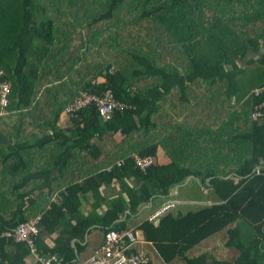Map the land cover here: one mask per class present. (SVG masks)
<instances>
[{
    "label": "trees",
    "instance_id": "1",
    "mask_svg": "<svg viewBox=\"0 0 264 264\" xmlns=\"http://www.w3.org/2000/svg\"><path fill=\"white\" fill-rule=\"evenodd\" d=\"M102 20L111 22L108 34L103 29L88 30L87 38L74 44L77 22L85 21L89 28ZM144 21L151 22L148 33L142 30L148 40L135 30ZM123 29L129 35L121 40ZM93 42L105 47L97 51L98 60L88 61ZM262 47L264 0H0V81L10 87L6 107L15 100L17 109L31 104L36 109L38 93L53 92L47 106L56 119L79 97L78 92L100 95L108 89L123 104L106 120L95 104H88L77 116H69L68 129L57 130L65 149L97 154L91 139L117 134L114 150L120 162L68 186L62 202L51 203L41 214L39 235L50 230L56 212L76 208V192H86L91 185L95 191L102 182L115 179L124 187L126 196L120 193L112 198L99 219L104 233L110 228L126 229L119 220L126 210L134 213L153 196H167L176 186L178 191L191 177L202 191L214 195L213 202L184 212L168 210L157 223L145 220L140 225L162 260L264 264V117H250L253 104L264 98L252 93V88L264 84V75L256 76V83L249 78L246 86L239 82L245 67L264 64ZM43 84L48 86L41 91ZM165 100H171L167 121L157 115ZM239 115L246 128L235 120ZM54 122H49L52 129H56ZM162 123L172 127L167 130ZM158 148L166 161H159ZM133 152L153 162L142 170ZM128 179L133 180L131 186L125 182ZM22 207L18 204L9 218L0 216V263L11 261L10 246L21 264L30 252L26 243L2 234L27 220ZM93 221L91 215L78 216L69 236L64 241L60 237L49 250L40 249L38 235L37 253L61 254L72 264L76 251L69 239L81 240ZM223 229L225 246L236 252L232 259L218 258L210 251L186 254Z\"/></svg>",
    "mask_w": 264,
    "mask_h": 264
},
{
    "label": "crops",
    "instance_id": "2",
    "mask_svg": "<svg viewBox=\"0 0 264 264\" xmlns=\"http://www.w3.org/2000/svg\"><path fill=\"white\" fill-rule=\"evenodd\" d=\"M47 86L43 84L39 89L42 91ZM38 94L40 97L36 101L38 106L36 109L32 108V104L29 107L17 109L14 106L15 100H12L10 105L4 109L0 106V216L4 218H9L18 204L23 206L27 220L41 216L43 211L50 209L51 203L60 204L62 202L63 196L67 195L68 186L81 183L89 176L88 174L94 175L98 168L105 166L108 169L112 164L115 162L118 164L120 161L119 154L114 150V139H118L117 134L91 139L90 142L97 146L98 154L95 150L87 152L79 148L65 149L63 136L58 134L57 130L68 129L71 119L61 118L63 113L54 119V115L47 106L48 96L54 95L53 92H48L46 95L42 92ZM165 101L163 111L158 112L157 115L167 121L170 118L168 114L170 100ZM53 119L56 129L50 128L49 122L54 121ZM162 125L167 127V130L172 127L171 124L167 126L162 123ZM65 132L69 131L65 130ZM164 135L160 134L161 137ZM158 159L161 162L168 159L160 148H158ZM125 182L130 186L133 184L132 179ZM177 187H174L167 196H153L134 213L126 210V213L119 219L125 222L126 229L135 232L137 241L130 251L142 255L145 258L144 263H171L163 261L153 242L144 238L140 225L145 220L153 224L157 223L165 212L156 219H149V216L168 202L175 204L172 209H169L174 213L181 212L176 209L180 205L189 204L190 199L176 200L173 198L174 193L179 192ZM123 189L119 180L112 179L108 183L102 182L95 191L94 186L91 185L86 192H76L75 196L79 201L76 208L75 205L69 210L62 208V214L56 212L51 216L50 230L40 232V249L49 250L55 247L60 237L64 241L69 236L71 224L78 216L91 215L95 221L91 223L84 237L81 240L74 236L69 239L70 246L76 251L72 264L86 260L102 242L103 231L98 224L100 217L112 198L120 193L126 196ZM207 198L205 200L197 195L193 204H204ZM76 243L79 244L78 250L75 248ZM13 250L12 246L7 249L12 256L11 261L2 260L0 264H21L19 259H15ZM204 251H210L218 258L224 259H232L236 255V252L225 246L224 237L220 242H205L202 248L194 249L189 256H196ZM22 262L23 264H40L31 252L22 259Z\"/></svg>",
    "mask_w": 264,
    "mask_h": 264
},
{
    "label": "built area",
    "instance_id": "3",
    "mask_svg": "<svg viewBox=\"0 0 264 264\" xmlns=\"http://www.w3.org/2000/svg\"><path fill=\"white\" fill-rule=\"evenodd\" d=\"M1 73V70H0ZM10 93L9 84L0 81V106L4 108L8 104ZM78 98H75L66 107V111L75 113L88 104H95L96 108L103 119H109L115 109L123 107V104L116 100L111 91L105 90L103 93L94 94L86 91H80ZM252 93L257 96L264 94V84L252 88ZM251 118L264 117V98L254 103L250 113ZM135 164L142 170L149 166L153 159L149 156H140L133 154ZM120 161H118L119 163ZM175 204L168 202L160 209L153 212L149 219H156L167 210L173 208ZM39 217L32 220H26L18 223L12 230L3 232V235L10 236L16 242H24L29 247L30 252L35 256L40 264H68L63 255L50 253L40 255L36 251L35 240L39 235ZM137 241L136 234L131 229H107L103 233L102 242L97 246L90 257L78 264H139L144 263L145 258L130 248Z\"/></svg>",
    "mask_w": 264,
    "mask_h": 264
},
{
    "label": "rangeland",
    "instance_id": "4",
    "mask_svg": "<svg viewBox=\"0 0 264 264\" xmlns=\"http://www.w3.org/2000/svg\"><path fill=\"white\" fill-rule=\"evenodd\" d=\"M90 7H92V6H90ZM78 21H79V18H78ZM107 21L108 20L99 21L98 23L92 25V27H89V28H86L85 21H82V23H78L77 22V27L78 28L75 29V32H74V35H73V42H74V44L80 45L81 37H85V39H86L87 38V32H90V31H97L99 29H103L105 31V33L108 34L110 32V30L107 31L106 28H108V26L110 25L111 22L110 21L107 22ZM148 23H151V22H148ZM148 23H147V21H144L143 24L142 25H139L140 27L139 26L136 27L135 30H137L138 32H142V30H145L148 33L149 29L151 28V27L148 28V25H149ZM111 26H112V30H113L114 29L113 28L114 25L111 24ZM146 26H147V28H145ZM152 26H153V24H152ZM88 30H90V31H88ZM247 32H248L249 35H251V32H249V31H247ZM119 33H120L121 40H122V37H125V36H128L129 35V33L126 34V29L119 30ZM135 33H136V31H133L130 34H133V37H135ZM142 36L145 37L146 40L149 39V38H147L144 35V32H142ZM244 37H246V34L244 35ZM134 39H138V38H134ZM140 41H141V39L137 40V43L140 42ZM94 44H96V45H94V46L92 45V51H93L92 57L89 58L88 61H91L92 59L98 60L99 59V56L97 54V51H100L101 52V49L103 50L104 47H105V46H100L97 43H94ZM122 46H123V49L128 48V46L126 44H122ZM144 47H146V46H144ZM111 48H112V46H111ZM262 49H264V47H262L259 51H261ZM122 54L123 53L120 52V57L123 56ZM245 68H246L245 73L241 77H239L240 84H242L244 86L248 85L249 78L253 81L252 83H256L255 82L256 80L254 78L256 76L260 75V74H261V76L264 75V64H262V65H255V64H253L252 66L248 65ZM252 72H253V75H251ZM79 95H80V93H79ZM75 98H73L69 103H71ZM174 100H175V102H177V101L180 102V100L178 98H176V97H174ZM68 104H67V106H68ZM1 107H3V106H1ZM66 107L64 109L65 112H63V115H61V118H63L65 120L66 117L69 118V116H74V117L77 116L76 115V112L75 113H72V112L66 111ZM213 107H215V106H213ZM238 107H239V105H236V107H231L230 110L231 111H234ZM1 109H4V108H1ZM165 110H166V107H165ZM225 116H226V119L229 120L230 116H228V115H225ZM225 116H224V120H225ZM235 120H237V121L239 120L240 121L239 124H240L241 128H243V127L246 128V126H245V124L243 122V117H241L239 115V117H237ZM133 154H135V153L133 152L131 154L132 157H133ZM178 191H179L178 193H174V196H173L174 199H176V200H179L180 198H187V200L190 199L189 204H187V205H180L178 208H176V209H178V210H180L182 212H184V211H186L188 209H195L197 207H200V206L205 205V204H208V203L210 204L211 200H214V195L212 193H209L208 191L207 192L202 191L201 188H200V186H199V184L197 185V182L194 181L191 177H187L186 178V180L183 182V184L180 185ZM206 194L208 195V198H207V195ZM197 195L198 196H202L205 200L207 198L208 203H207V201H205L204 204H199V203L193 204L194 203L193 200H194V198ZM211 195H212V197H211ZM38 217L40 219V216H38ZM223 237L224 238L226 237L225 229L218 231L213 236H211V237L207 238L206 240H204V241L196 244L195 246H193L192 248H190L187 251L186 254L189 256L194 249H200V248H202V246L205 244V242H209V241H217V242H220ZM178 262L179 261L174 260L173 263L171 262V263H167V264H179ZM154 264H158V263H154Z\"/></svg>",
    "mask_w": 264,
    "mask_h": 264
},
{
    "label": "water",
    "instance_id": "5",
    "mask_svg": "<svg viewBox=\"0 0 264 264\" xmlns=\"http://www.w3.org/2000/svg\"><path fill=\"white\" fill-rule=\"evenodd\" d=\"M177 187V186H176Z\"/></svg>",
    "mask_w": 264,
    "mask_h": 264
}]
</instances>
